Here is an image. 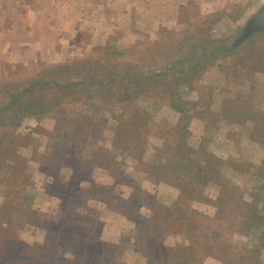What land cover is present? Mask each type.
<instances>
[{
    "label": "rangeland",
    "instance_id": "1",
    "mask_svg": "<svg viewBox=\"0 0 264 264\" xmlns=\"http://www.w3.org/2000/svg\"><path fill=\"white\" fill-rule=\"evenodd\" d=\"M8 1L0 264H264V0Z\"/></svg>",
    "mask_w": 264,
    "mask_h": 264
},
{
    "label": "crops",
    "instance_id": "2",
    "mask_svg": "<svg viewBox=\"0 0 264 264\" xmlns=\"http://www.w3.org/2000/svg\"><path fill=\"white\" fill-rule=\"evenodd\" d=\"M6 2L7 3H9V1L8 0H6ZM16 2V11H15V14H16V16H14V18H18L19 19V16H18V14H21V13H23V12H26V9L24 8L25 7V5H24V7H22V5L24 4V2L26 3V1L25 0H16L15 1ZM11 3V2H10ZM64 4L65 3V0L64 1H61L60 2V4ZM52 4H57V1L56 0H53V2H52ZM6 5V4H5ZM5 5H4V7H5ZM66 5V4H65ZM12 5H10V4H7V6H6V8H5V10H3V13L6 15V16H1V18L2 19H5V20H7V22L9 21L8 19H9V17H7L8 16V14H10V12H14V10H13V7H11ZM21 6V7H20ZM3 7V8H4ZM20 8V9H17V8ZM20 10V11H19ZM28 11V10H27ZM53 17V19H56L55 17L56 16H52ZM52 19V20H53ZM18 21V20H17ZM77 21V20H76ZM21 22H22V20H21ZM18 23V22H17ZM72 23V22H71ZM24 25V24H23ZM74 25V26H73ZM73 25H71V24H68V25H66V26H64L65 28H76V27H78L77 26V24H73ZM8 26H10V25H8V24H6V27H8ZM15 27H19V24H16L15 25ZM52 27H60L61 28V26H58V25H54V26H52Z\"/></svg>",
    "mask_w": 264,
    "mask_h": 264
}]
</instances>
